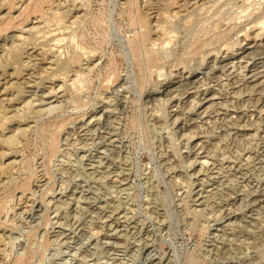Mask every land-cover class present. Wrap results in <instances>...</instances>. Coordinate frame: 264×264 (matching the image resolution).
<instances>
[{
	"label": "rangeland",
	"instance_id": "1",
	"mask_svg": "<svg viewBox=\"0 0 264 264\" xmlns=\"http://www.w3.org/2000/svg\"><path fill=\"white\" fill-rule=\"evenodd\" d=\"M59 1L81 8L82 18H38V28L23 33L62 64L44 75L33 70L23 94L33 104L8 125L9 134L26 131L20 163L0 185V257L7 264L20 257L27 264H264V57L219 66L243 44L264 46V30L256 39L251 30L264 0H175L166 10L169 41L156 52L139 19L162 0ZM14 23L9 36L22 34ZM56 34L60 43L51 40ZM71 56L78 64L65 67ZM192 75L194 83L162 94ZM198 96L218 104L205 111Z\"/></svg>",
	"mask_w": 264,
	"mask_h": 264
},
{
	"label": "bare ground",
	"instance_id": "2",
	"mask_svg": "<svg viewBox=\"0 0 264 264\" xmlns=\"http://www.w3.org/2000/svg\"><path fill=\"white\" fill-rule=\"evenodd\" d=\"M58 1V2H57ZM62 1V0H61ZM76 1V0H75ZM161 1V0H160ZM183 1V0H182ZM190 0L187 2L189 3ZM194 1V0H191ZM64 2V1H63ZM156 2V0H155ZM158 2V1H157ZM155 4H159V3ZM199 2V1H198ZM149 3V2H148ZM179 3V2H178ZM181 3V1H180ZM187 3V4H188ZM147 4V3H146ZM176 4L175 0H162L160 2V8L156 9L157 10V21H152V17L155 18V12H149L151 10L154 11V8H157L156 5L153 8V6L149 4L147 5L148 7V12L145 11L143 16L140 17V25L142 28L145 29L144 36H145V41L147 44L150 46L149 50L150 51H155L156 46L163 47L165 44L168 43V32H167V19L170 17L169 14L166 12V10L170 9ZM191 4V3H190ZM180 5V4H179ZM177 6V5H176ZM183 6V5H182ZM181 6V7H182ZM72 7V6H71ZM145 7V6H144ZM175 7V6H174ZM178 7V6H177ZM16 9L18 14L14 15L13 11ZM143 10V9H142ZM145 10V9H144ZM147 10V9H146ZM174 10V8H173ZM82 12L81 8L74 6L72 8H66L62 6L61 2L59 0H0V159L3 160L5 157H12L11 160H9L7 163L3 162L0 164V185L4 183L5 179L10 178V176L5 177L7 174H10L13 170H15L20 163V160H18V152H17V146L21 144V137L22 135L25 134L26 128H20L18 133H7L10 129L8 128V125L12 121H19V111L21 110L20 108H24L25 106H29L33 104L31 99H25L24 97V89L27 86H31L32 83L36 80L33 79V70L37 69L36 72L40 71L41 75H44L45 73H49V70H54L55 67L59 66L62 64L61 60L59 59V56L54 53L53 50L47 49L46 47H38L36 45H31V40L28 42L26 40V37L29 35H26V37H23V33L31 32L34 29L38 28L37 21H34L36 19H42L48 22L56 21L58 22H63L64 18H68L70 20L69 22L71 24L76 23L79 21L80 18H82ZM174 13V12H173ZM252 13V12H251ZM175 14V13H174ZM34 15L33 19L32 16ZM152 15V16H151ZM250 15V14H249ZM248 16V15H247ZM249 17V16H248ZM18 19V23L20 26V31L22 34H12L8 35L6 32L9 29H12L16 27L14 20ZM156 20V18L154 19ZM152 22V24H151ZM154 22V24H153ZM26 23L25 25H23ZM253 26L251 27V30H258V32L254 31V39L259 38L261 36L260 32L264 30V16L261 18L259 17L258 20L253 21ZM252 24V23H251ZM28 28H27V27ZM26 27V28H25ZM260 31V32H259ZM256 32V33H255ZM48 33V32H47ZM51 33V32H50ZM55 34V33H54ZM142 35V34H141ZM212 36V35H211ZM252 36V35H251ZM249 34H246V36L243 38L245 40L250 39L251 37ZM71 39V38H70ZM50 40V39H49ZM52 41L55 42H61L63 38L59 37L58 34L53 35L51 38ZM140 40V39H137ZM244 41V40H243ZM140 42V41H139ZM137 41V43L133 44V51L135 54V59L139 64L141 63L140 66H142L139 57L140 56V44ZM242 42V41H240ZM144 43V41H143ZM139 44V45H138ZM250 44V43H249ZM58 45V44H57ZM263 45V44H262ZM132 47V45H131ZM143 47V46H142ZM51 48V47H50ZM52 49V48H51ZM76 49V48H75ZM55 50V49H54ZM57 50V49H56ZM55 50V51H56ZM95 50V49H94ZM145 50V49H144ZM157 51V50H156ZM155 51V52H156ZM147 53V52H146ZM56 54V55H55ZM152 54V53H151ZM157 54V53H156ZM238 55H235V57H224L221 61L219 66L222 68H227L229 66H234L240 63V67L242 66L241 63H246V64H255L256 60L264 57V46L261 48L255 46H251L247 44H243L239 48V52L237 53ZM150 55V53L148 54ZM26 57V58H25ZM34 57L35 60L33 59ZM40 59V60H39ZM158 59V58H157ZM148 60L152 63L153 62V57H149ZM35 61V62H34ZM79 58L76 56H71L68 58L66 61H64L63 65L66 66H71L73 64H78ZM147 62V59H146ZM93 63V62H92ZM149 63V62H148ZM216 63V62H215ZM39 64H42V66H39ZM144 65V64H143ZM216 65V64H215ZM208 66V65H207ZM214 66V65H213ZM263 66V65H262ZM216 67V66H215ZM239 67V66H238ZM246 66H244L245 68ZM63 68V67H62ZM211 68V67H210ZM219 69V68H218ZM240 69V68H239ZM252 69V68H251ZM254 69V68H253ZM231 70V69H229ZM250 71V69H246ZM258 70V69H257ZM256 71V70H255ZM260 72V71H259ZM65 73V72H64ZM224 73V72H223ZM227 73V72H226ZM249 75L250 79L254 78L255 76L258 75L254 74ZM234 74V73H233ZM238 74V73H237ZM35 75V74H34ZM186 75V74H185ZM28 76V79L25 78ZM53 76V75H52ZM57 76V75H56ZM229 76V75H228ZM64 77V74L63 76ZM206 77V76H205ZM260 77V75H259ZM181 78V77H180ZM187 78V77H186ZM201 78V77H200ZM203 78V77H202ZM248 78V77H246ZM27 79V80H26ZM195 76L192 75L187 78V80H182V82H178L176 84H171L166 86L165 90L163 91L162 94L165 96H173V93L176 92L177 89L188 86L192 83H194ZM249 79V80H250ZM257 79V78H256ZM201 81V80H200ZM248 81V80H247ZM253 82V81H252ZM260 82V80L258 81ZM264 83V81H263ZM168 84V83H167ZM170 84V83H169ZM199 84V83H198ZM250 85V84H249ZM255 85V84H254ZM61 86V85H60ZM193 86V85H192ZM205 86V85H204ZM256 86V85H255ZM196 87V86H195ZM194 87V88H195ZM187 88V87H186ZM191 88V87H190ZM253 88V87H252ZM185 89V88H184ZM189 89V87H188ZM199 89V88H198ZM260 89V88H259ZM52 90V89H50ZM204 90V89H203ZM179 91V90H178ZM259 91V90H258ZM262 91V89H261ZM159 92V91H158ZM181 92V90H180ZM183 92V91H182ZM181 92V93H182ZM189 92V90L187 91ZM27 93V92H26ZM25 93V94H26ZM54 93V92H52ZM153 93V92H152ZM180 93V94H181ZM196 93V91H195ZM46 94V93H45ZM59 94V93H58ZM158 94V93H156ZM178 94V95H180ZM194 94V93H193ZM215 94V93H214ZM175 95V96H178ZM196 95V94H195ZM161 97V95H158ZM203 96V95H201ZM213 96V95H212ZM151 99H155L157 96L152 95L150 96ZM163 97V96H162ZM182 97V96H181ZM195 97V96H194ZM199 97V96H198ZM197 97V98H198ZM260 97V96H259ZM192 98V97H191ZM200 98V97H199ZM261 98V97H260ZM194 99V98H193ZM177 100V99H176ZM188 100V99H187ZM195 100V99H194ZM199 100V99H198ZM197 100V103H198ZM214 97H203L200 98V102L198 106H204L207 104L206 107H204V110H208L214 103H213ZM217 100V99H216ZM38 101V100H37ZM189 102V101H188ZM178 103V102H177ZM186 104V103H185ZM218 104V103H215ZM20 105V106H19ZM177 105V104H176ZM217 106V105H216ZM122 107V106H121ZM182 107V106H181ZM104 108V107H103ZM195 108V107H194ZM56 109V108H55ZM190 109V108H189ZM200 109V108H199ZM186 110V108H185ZM175 111V109H174ZM216 111V110H215ZM202 112V111H201ZM30 113V112H29ZM204 113V112H202ZM200 113V115L202 114ZM209 113V112H208ZM211 113V112H210ZM36 114V113H35ZM178 114V113H177ZM197 114V113H196ZM114 115V114H113ZM180 115V114H179ZM41 116V115H40ZM107 116V115H106ZM176 116V113H175ZM199 116V115H198ZM24 117V116H22ZM95 117V116H94ZM93 117V118H94ZM97 117V116H96ZM21 118V117H20ZM91 118V117H90ZM174 118V117H173ZM176 118V117H175ZM182 118V117H181ZM187 118V117H186ZM194 118V117H193ZM197 118V117H196ZM88 119V118H87ZM89 122V120H87ZM179 119V118H178ZM177 119V120H178ZM192 119V118H190ZM99 120V119H98ZM112 120V119H111ZM174 121V119H172ZM191 121V120H190ZM256 121V120H254ZM253 121V122H254ZM259 121V120H258ZM85 122V121H84ZM95 122V120L93 121ZM100 122V121H99ZM111 122V121H110ZM33 123V122H32ZM61 123V122H60ZM103 123V122H102ZM186 123V122H185ZM247 123V122H246ZM256 123V122H255ZM59 124V123H58ZM94 124V123H93ZM98 124V123H96ZM55 125V124H54ZM98 128H102L103 124L99 123ZM97 125V126H98ZM111 125V124H110ZM250 125V124H249ZM256 125V124H255ZM258 125V124H257ZM60 127V125H58ZM84 126V125H83ZM28 127V126H27ZM89 127V126H88ZM244 127V126H243ZM248 127V126H247ZM246 127V128H247ZM255 127V126H254ZM91 128V127H90ZM95 128V127H93ZM92 128V130H93ZM9 129V130H8ZM78 129V128H77ZM85 129V128H84ZM89 130V129H88ZM18 131V130H17ZM239 131V130H237ZM242 131V130H241ZM95 132V131H93ZM87 133V132H86ZM106 133V132H105ZM238 133V132H237ZM109 135V134H108ZM55 136V135H53ZM100 136V135H98ZM193 136V135H192ZM198 137V135H197ZM88 138V137H87ZM194 138V137H193ZM191 139V138H190ZM189 140V139H188ZM198 143V142H197ZM203 144H201L202 146ZM196 146V145H195ZM194 146V147H195ZM52 147V146H51ZM191 147V146H190ZM199 147V146H198ZM204 149V148H202ZM200 150V148H199ZM194 151V149H193ZM196 152V150H195ZM190 154V153H189ZM194 156V155H193ZM205 156V155H204ZM94 158V157H93ZM100 158V157H99ZM190 160V159H188ZM196 160V159H195ZM197 162V161H196ZM195 162V163H196ZM96 163V162H95ZM98 163V162H97ZM189 163V162H187ZM91 164V163H90ZM201 164V163H200ZM87 166V165H86ZM88 167V166H87ZM96 167V166H95ZM97 168V167H96ZM204 169V168H203ZM209 169V168H208ZM264 169V168H263ZM94 170V169H93ZM101 170V169H100ZM207 170V169H206ZM94 172V171H93ZM205 172V171H204ZM200 173V172H199ZM211 173V171H210ZM112 174V173H111ZM110 174V175H111ZM115 174V173H114ZM93 175V174H92ZM104 175V174H103ZM195 175V174H194ZM202 175V174H201ZM108 177V176H107ZM114 177V176H112ZM197 177V175H196ZM43 178V177H42ZM214 179V178H213ZM90 182V181H89ZM94 184V183H93ZM39 186V185H38ZM19 187V186H18ZM23 188L22 191L25 190L24 187H27L25 183L21 185ZM214 189V188H213ZM50 191V190H49ZM201 192V190H200ZM210 192V191H209ZM198 193V192H197ZM30 196V195H29ZM200 196V195H199ZM203 196V195H202ZM202 196L198 197L196 199V203L202 199ZM27 197V196H26ZM87 198V197H86ZM194 198V197H193ZM192 198V199H193ZM196 198V196H195ZM205 198V197H204ZM18 199V198H17ZM256 199V198H255ZM60 200V199H59ZM58 200V201H59ZM204 202V200H202ZM209 201V200H207ZM1 202V201H0ZM92 202V201H91ZM193 202V201H192ZM253 202V201H252ZM263 202V200H262ZM28 203V202H27ZM202 202L200 201V204ZM206 203V202H205ZM204 203V204H205ZM23 204V203H22ZM33 204V203H32ZM203 204V206H204ZM195 206V205H194ZM88 207V206H87ZM205 207V206H204ZM207 207V206H206ZM205 207V208H206ZM209 207V206H208ZM33 208V206H32ZM38 210V209H37ZM109 210V209H108ZM95 211V210H94ZM98 211V210H97ZM113 211V210H112ZM1 212V211H0ZM42 212V211H41ZM107 212V211H106ZM116 212V211H115ZM96 213V212H95ZM34 214V212L32 213ZM30 215V214H28ZM39 215V214H38ZM37 215V216H38ZM111 215V214H110ZM32 216V215H30ZM36 216V217H37ZM106 216V215H105ZM104 216V218H105ZM113 217V216H112ZM118 217V216H117ZM227 217V216H226ZM107 218V216H106ZM111 218V217H109ZM1 219V218H0ZM34 219V218H33ZM229 219V218H228ZM36 220V219H34ZM111 224V223H110ZM116 227V226H115ZM4 229L2 222L0 221V243H3L5 239V234H4ZM115 229V228H113ZM8 233V232H7ZM109 233V232H108ZM113 237V236H112ZM4 238V239H3ZM7 245V243H6ZM3 246H0V253H3L4 249H1ZM6 248V246H5ZM8 249V248H7ZM4 254V253H3ZM7 255V254H6ZM2 256V255H1ZM5 258V257H4ZM0 257V264H7L5 263V259ZM13 264H27V259L20 257L17 258L15 261H13Z\"/></svg>",
	"mask_w": 264,
	"mask_h": 264
}]
</instances>
